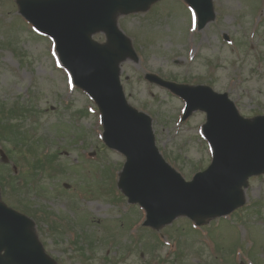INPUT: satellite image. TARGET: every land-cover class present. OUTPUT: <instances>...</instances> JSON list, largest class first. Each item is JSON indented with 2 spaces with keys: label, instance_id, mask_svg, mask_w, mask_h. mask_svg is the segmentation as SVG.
<instances>
[{
  "label": "rangeland",
  "instance_id": "1",
  "mask_svg": "<svg viewBox=\"0 0 264 264\" xmlns=\"http://www.w3.org/2000/svg\"><path fill=\"white\" fill-rule=\"evenodd\" d=\"M15 1L0 0V108L28 112L11 117L28 139L0 141L16 163L1 169L15 177L2 201L32 215L46 254L56 264H264V176L249 182L245 206L227 218L201 228L185 218L158 232L142 227L144 212L117 189L125 158L104 147L95 104L73 86L52 41L19 16ZM212 3L214 20L202 30L183 0L117 18L138 57L121 64L126 99L150 116L158 150L187 181L211 161L201 133L205 115L180 122L183 100L145 74L209 86L226 93L244 118L264 115V0ZM93 39L102 43L104 35ZM37 158L51 160L50 172L23 187ZM44 209L51 219H40ZM60 220L67 222L57 229Z\"/></svg>",
  "mask_w": 264,
  "mask_h": 264
},
{
  "label": "water",
  "instance_id": "2",
  "mask_svg": "<svg viewBox=\"0 0 264 264\" xmlns=\"http://www.w3.org/2000/svg\"><path fill=\"white\" fill-rule=\"evenodd\" d=\"M158 0H17L19 14L54 40L62 65L78 88L93 99L101 115L102 140L126 158L118 188L129 203L146 212L144 226L159 229L185 216L202 225L244 204L249 177L264 173V116L242 118L226 94L146 79L169 89L186 103L183 119L206 114L203 134L212 149L211 165L185 182L155 146L151 119L130 107L120 85V64L137 61L116 18L147 10ZM199 29L214 19L211 0H185ZM104 33L107 42L92 39ZM28 218L0 202V264H54L43 251ZM3 252V255L1 253Z\"/></svg>",
  "mask_w": 264,
  "mask_h": 264
},
{
  "label": "trees",
  "instance_id": "3",
  "mask_svg": "<svg viewBox=\"0 0 264 264\" xmlns=\"http://www.w3.org/2000/svg\"><path fill=\"white\" fill-rule=\"evenodd\" d=\"M15 111H16V109L12 108L7 113L9 115H13V113H15ZM4 113H6V111L3 108H1L0 109V139H2V138L5 140L8 139L13 143L14 146H16L17 145V139H18L17 135L19 134L18 128L15 125H13L11 122H9L8 119L5 118ZM45 161H50V159L49 160L37 159L36 161H34L33 164H31V166H32L31 168L33 169V175L27 174L29 177L22 180L24 186H27V184H28L27 179L28 178L30 180H32L33 176L38 175V172H37L38 170L40 171V173H42V172L45 173L47 171L45 169ZM5 167H6L5 165L0 164V186H1L2 190L6 189V186H11V187H9V190L10 189L15 190V188H13V185L15 184V177L11 176L7 172L1 171V169L5 168ZM16 189H17V186H16ZM4 191H2V192L4 193ZM48 215L49 214L47 213V211H42V216L45 219L48 218Z\"/></svg>",
  "mask_w": 264,
  "mask_h": 264
}]
</instances>
